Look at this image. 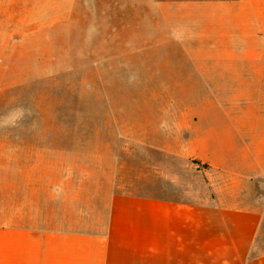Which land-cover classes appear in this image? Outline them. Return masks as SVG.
<instances>
[{
    "label": "crops",
    "instance_id": "1",
    "mask_svg": "<svg viewBox=\"0 0 264 264\" xmlns=\"http://www.w3.org/2000/svg\"><path fill=\"white\" fill-rule=\"evenodd\" d=\"M153 6L166 66L188 67L214 101L176 124L189 131L181 151L154 149L158 170L144 187L158 177L166 189H186L192 180L178 173H194L190 198L67 181L66 226L56 228L33 220L37 197L27 219L21 188L0 185V264H264V0ZM173 161L178 173L167 174Z\"/></svg>",
    "mask_w": 264,
    "mask_h": 264
},
{
    "label": "rangeland",
    "instance_id": "2",
    "mask_svg": "<svg viewBox=\"0 0 264 264\" xmlns=\"http://www.w3.org/2000/svg\"><path fill=\"white\" fill-rule=\"evenodd\" d=\"M154 1L0 0V185L21 188L24 218L37 197L33 220L66 226L67 181L152 187L144 178L158 170L154 149L181 151L189 131L176 124L212 105L188 67L166 66ZM170 164L167 174L178 173L181 163ZM178 174L188 188L171 191L155 175L152 188L190 198L194 173ZM258 244L264 250V229Z\"/></svg>",
    "mask_w": 264,
    "mask_h": 264
}]
</instances>
